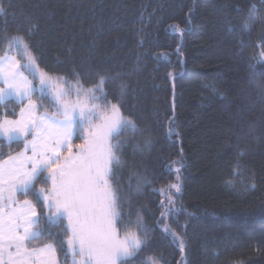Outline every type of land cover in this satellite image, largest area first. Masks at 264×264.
<instances>
[{
  "label": "trees",
  "instance_id": "16d2710c",
  "mask_svg": "<svg viewBox=\"0 0 264 264\" xmlns=\"http://www.w3.org/2000/svg\"><path fill=\"white\" fill-rule=\"evenodd\" d=\"M0 7V56L17 55L7 40L21 36L42 70L66 79L75 70L85 88L106 76L107 99L137 125L113 145L119 141L122 162L114 182L120 215L125 223L142 218L130 226L142 239L147 231L140 264H264V0H0ZM34 100L41 112L54 111ZM21 106L0 105V120L16 118ZM22 149L1 142L0 162ZM18 200L36 206L37 230L63 232L47 223L33 194ZM117 229L123 237L119 221ZM47 243L65 261L47 235L28 246Z\"/></svg>",
  "mask_w": 264,
  "mask_h": 264
},
{
  "label": "snow or ice",
  "instance_id": "6c2138e0",
  "mask_svg": "<svg viewBox=\"0 0 264 264\" xmlns=\"http://www.w3.org/2000/svg\"><path fill=\"white\" fill-rule=\"evenodd\" d=\"M4 14L0 7V15ZM255 19L254 11L250 12L243 31H251ZM7 43L18 52L0 56V104L14 99L23 107L19 119L9 120L5 115L0 120V137L9 143L23 141L24 150L0 162V264H58L56 244L28 246L44 235L60 245L65 264L69 259L71 264H140L136 257L146 243L147 231L142 239L130 230V226L141 227L142 218L125 223L120 215L121 198L114 182L118 185L115 169L122 162L114 151L119 141L111 142L124 132L139 131L137 125L107 99L106 76L99 75L92 87L85 88L75 70L72 79L42 70L23 37H10ZM36 94L53 106L52 114L44 109L38 115L42 105L33 99ZM172 134L174 129L169 131ZM74 137L82 142L74 144ZM41 182L50 184V190L37 188ZM171 188L181 191L179 183ZM16 193L33 194L38 202H47L53 210L47 223L63 225V232L37 230L36 206L31 200L21 203ZM118 221L125 228L123 238ZM166 230L182 247L176 234ZM146 264L155 262L149 259Z\"/></svg>",
  "mask_w": 264,
  "mask_h": 264
},
{
  "label": "rangeland",
  "instance_id": "374dc122",
  "mask_svg": "<svg viewBox=\"0 0 264 264\" xmlns=\"http://www.w3.org/2000/svg\"><path fill=\"white\" fill-rule=\"evenodd\" d=\"M16 47H14V49H15ZM8 55H11V54H8ZM264 58V57H263ZM26 75H27V73H25ZM30 79H31V77H29ZM33 83L34 84H36L37 82L36 81H33ZM38 97H39V95L38 94H36ZM34 97H35V95L33 96V99H34ZM36 101V100H35ZM8 102H15L16 104H18L14 99H10V100H8V101H6L4 104H0V105H5V104H7ZM36 103L38 104V105H40V103L39 102H37L36 101ZM18 105H20V104H18ZM21 107H23V106H21ZM21 109V108H20ZM19 112H20V110H19ZM19 112H18V114H19ZM43 112H41V110L38 112V115L39 114H42ZM49 114H52V113H49ZM4 119V118H3ZM2 119V120H3ZM7 119H9V120H17V119H19V115L16 117V118H14V119H11V118H7ZM31 137L29 136V137H26L25 139H30ZM114 139H115V137L112 139V144H114ZM74 140H75V137H74V139H73V143H74ZM1 142H4V143H6L7 145H11V144H16V143H19V144H21V145H23V149H22V151L24 150V143H23V141H13V142H11V143H9L8 142V140H7V138L6 137H0V143ZM21 151V152H22ZM73 151H76V149L74 148L73 149ZM31 153H29V155H30ZM50 188H51V185H50V187L48 188V189H45L46 191H48V190H50ZM21 193H16V198L18 199V197H19V195H20ZM44 205H45V207H46V209H47V216H49V215H52L53 214V210H50L48 207H47V202H45L44 203ZM169 205V204H168ZM65 223H67L66 221H65ZM121 238H123V237H121ZM57 258H58V256H57ZM58 264H65V261H61L59 258H58ZM67 264H71V259H69L68 261H67ZM119 264H127V262H119Z\"/></svg>",
  "mask_w": 264,
  "mask_h": 264
},
{
  "label": "water",
  "instance_id": "95a60500",
  "mask_svg": "<svg viewBox=\"0 0 264 264\" xmlns=\"http://www.w3.org/2000/svg\"><path fill=\"white\" fill-rule=\"evenodd\" d=\"M173 105H174V100H173Z\"/></svg>",
  "mask_w": 264,
  "mask_h": 264
},
{
  "label": "crops",
  "instance_id": "0c3cea01",
  "mask_svg": "<svg viewBox=\"0 0 264 264\" xmlns=\"http://www.w3.org/2000/svg\"><path fill=\"white\" fill-rule=\"evenodd\" d=\"M23 203V202H22Z\"/></svg>",
  "mask_w": 264,
  "mask_h": 264
}]
</instances>
